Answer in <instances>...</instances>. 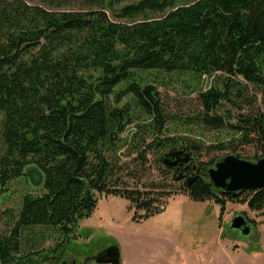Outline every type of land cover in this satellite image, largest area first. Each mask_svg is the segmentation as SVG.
Wrapping results in <instances>:
<instances>
[{
  "label": "trees",
  "instance_id": "16d2710c",
  "mask_svg": "<svg viewBox=\"0 0 264 264\" xmlns=\"http://www.w3.org/2000/svg\"><path fill=\"white\" fill-rule=\"evenodd\" d=\"M39 1L0 0V196L31 168L43 188L23 198L13 226L0 233V264H67L70 235L96 210L97 194L126 199L135 218L164 213L166 188L138 187L148 156L163 162L162 179L183 183L180 194L221 206L220 219L230 202L264 214V189L233 198L213 187L207 172L220 158L200 164L198 141L169 134L161 95L148 83L151 73L225 74L223 89L200 93L205 112L189 126L219 131L230 121L214 114L217 107L243 103L251 113L239 118V142L264 149V0H139L121 8L123 0H87L93 8L79 10ZM179 150L189 161L166 165ZM55 236L56 246L35 251Z\"/></svg>",
  "mask_w": 264,
  "mask_h": 264
},
{
  "label": "rangeland",
  "instance_id": "374dc122",
  "mask_svg": "<svg viewBox=\"0 0 264 264\" xmlns=\"http://www.w3.org/2000/svg\"><path fill=\"white\" fill-rule=\"evenodd\" d=\"M65 1L66 9L93 8L87 0ZM137 1L139 0H123L117 5L121 8ZM169 11L171 10L168 9L166 13ZM149 16L158 18L162 15L154 13ZM225 79L226 75L221 72L205 75L196 80L183 76L150 74L148 83L154 85L161 95L169 134L182 135L188 137L190 141H198L203 147L198 155L200 164L218 158L221 160L229 154L254 161L264 157L261 145L239 142L242 138L238 126L239 118L241 115L251 113L243 103L239 106L221 105L214 112L219 116L227 115L234 126L225 119V127L219 131L189 126L192 119L205 112L199 101L200 93L207 92L213 87L223 89ZM133 126L128 127L125 135H131L134 131ZM151 140L148 138L147 141ZM220 143H226L229 148L215 152L211 147ZM135 157L136 154L129 159ZM148 159V171L138 187L147 190L154 183L165 187L164 193L170 194L166 196V200L169 201L166 211L150 218L139 219L135 218V209L126 199L117 196L106 198L97 194L96 210L89 218L80 220L70 235V244L65 256L67 264L83 263L86 258L97 256L113 246L120 249L121 264H264L262 212L251 211L244 203L230 202L226 206V213L220 219L221 206L195 202L187 195L180 194L179 187H182L183 183H173L171 178L162 179L156 167L164 166L163 162L159 163L153 156H148ZM31 170V174L26 173L12 180L7 192L0 196V233H6L8 228L13 226L26 195L38 196L43 192L42 186L39 185L41 179L39 171L33 168ZM239 214H243L253 225L248 237L243 238L240 232L231 229L232 219ZM38 230L46 232L47 229ZM58 241L57 236L49 238L45 245L36 246L35 251L43 248L52 249ZM89 264L98 263L92 261Z\"/></svg>",
  "mask_w": 264,
  "mask_h": 264
},
{
  "label": "water",
  "instance_id": "95a60500",
  "mask_svg": "<svg viewBox=\"0 0 264 264\" xmlns=\"http://www.w3.org/2000/svg\"><path fill=\"white\" fill-rule=\"evenodd\" d=\"M189 154L179 150L170 158H165V164L176 166L180 161L188 162ZM207 175L216 190L223 191L236 198L243 191H259L264 189V157L255 161L242 159L229 154L208 169ZM231 229L238 231L241 237L250 236L251 225L243 214L235 216L231 221ZM95 261L98 264H121V252L117 246L106 249L97 256L86 258L83 263Z\"/></svg>",
  "mask_w": 264,
  "mask_h": 264
},
{
  "label": "flooded vegetation",
  "instance_id": "af4514ba",
  "mask_svg": "<svg viewBox=\"0 0 264 264\" xmlns=\"http://www.w3.org/2000/svg\"><path fill=\"white\" fill-rule=\"evenodd\" d=\"M248 222L252 225L251 221L247 218Z\"/></svg>",
  "mask_w": 264,
  "mask_h": 264
},
{
  "label": "crops",
  "instance_id": "0c3cea01",
  "mask_svg": "<svg viewBox=\"0 0 264 264\" xmlns=\"http://www.w3.org/2000/svg\"><path fill=\"white\" fill-rule=\"evenodd\" d=\"M103 251H105V250H103Z\"/></svg>",
  "mask_w": 264,
  "mask_h": 264
}]
</instances>
